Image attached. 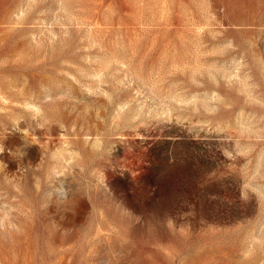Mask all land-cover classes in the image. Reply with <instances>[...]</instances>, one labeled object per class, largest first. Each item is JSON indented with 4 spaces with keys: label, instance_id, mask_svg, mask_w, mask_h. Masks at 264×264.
<instances>
[{
    "label": "rangeland",
    "instance_id": "rangeland-1",
    "mask_svg": "<svg viewBox=\"0 0 264 264\" xmlns=\"http://www.w3.org/2000/svg\"><path fill=\"white\" fill-rule=\"evenodd\" d=\"M0 264H264V0H0Z\"/></svg>",
    "mask_w": 264,
    "mask_h": 264
}]
</instances>
